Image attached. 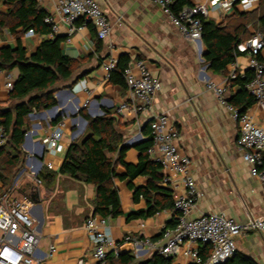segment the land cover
I'll list each match as a JSON object with an SVG mask.
<instances>
[{"label": "crops", "instance_id": "1", "mask_svg": "<svg viewBox=\"0 0 264 264\" xmlns=\"http://www.w3.org/2000/svg\"><path fill=\"white\" fill-rule=\"evenodd\" d=\"M38 1L60 21L56 0ZM206 1L192 0V4ZM98 2L113 24L108 39H99L94 25L82 20L78 21V28L70 41H67L68 27L62 22L59 32L54 36L26 32L21 37L27 56L34 54L46 37L56 39L57 36L63 38L61 47L65 55L72 58L93 55L83 64L73 84L62 86L55 93L57 103L54 109L34 111L29 115L28 138H25L22 146L24 161L6 184L0 180L1 192L6 190L15 199L31 196L38 189L39 202L34 201L31 214L41 235L39 250L45 256L43 264H78L80 259L93 263L92 241L84 224L93 215L95 186L67 176H60L54 189L50 190L37 182L38 174L44 167L48 168V163L54 165V169L50 170L58 171L70 143L86 135L88 121L85 114L95 118L105 115L107 110L112 112L115 126L125 133L124 144L128 149L124 162L134 166L140 160V145L149 138L150 116L168 114L179 130L182 151L192 159V174L201 193L191 216L223 213L241 224H246L252 217L264 216V186L252 176L251 167L238 146L239 122L227 106L219 101L216 93L208 88L209 82L224 86L226 77L209 69L203 57L206 49L203 41L200 46L198 40L185 37L163 10L149 0ZM259 3L251 10L241 11H253ZM7 9L4 0H0V14ZM226 16L213 12L207 18L220 23ZM98 40H101L99 51L96 44ZM16 45L17 40L7 28L0 32V47ZM123 55H128L131 62L144 60L160 81V90L151 113H136L131 108L121 110L124 103H130L128 89L110 83L103 63L110 57L118 62ZM260 58L264 62V50ZM234 68L238 69L242 77L250 70L246 53H240L235 62L228 65L227 71ZM10 73L15 83L19 69L15 68ZM6 77L7 72L0 69V103L9 105L10 91L5 85ZM240 90L239 85L227 88L225 98H230ZM248 111L264 129V105L255 102ZM58 117L61 120L55 122ZM62 122L65 123L63 150L54 153L48 148V137ZM109 155L115 161L117 176L113 183L119 192L123 210L122 215L108 222L111 235L119 250L132 251L136 263H142L154 251L147 244L136 251L127 237L140 242H164L162 229L173 218L174 210L168 208L152 217L139 213L136 216L138 211L146 210L148 204L143 197L135 201L131 186H146L148 178L142 175L131 178L125 165L118 161V155ZM160 173L163 175L162 169ZM160 185L166 186L163 182ZM58 194L64 195L63 203L67 212L48 215L47 208ZM51 245L55 246L52 254ZM237 251L253 258L258 264H264V233L252 229L244 231L237 239ZM173 259V264H191L183 250Z\"/></svg>", "mask_w": 264, "mask_h": 264}, {"label": "built area", "instance_id": "2", "mask_svg": "<svg viewBox=\"0 0 264 264\" xmlns=\"http://www.w3.org/2000/svg\"><path fill=\"white\" fill-rule=\"evenodd\" d=\"M149 1L159 6L173 25L193 41L202 38V17L207 18L213 12L226 16L236 9L248 11L260 2V0H208L187 6L175 15L171 8L172 0ZM56 11L60 21L51 13L45 17V23L51 26V36L59 32L62 22L68 27L67 41H70L80 20L84 23L91 22L99 39L104 40L111 36L113 24L98 0H56ZM120 20L122 21V18ZM33 32L28 31L30 34ZM237 49L240 53L248 55L250 69L254 72L246 88L254 96L256 103L264 105V62L260 58L264 50V34L256 32L249 39L239 43ZM103 65L110 76L117 66V60L110 57ZM238 76V69L234 68L229 72L224 86L209 82L208 88L216 93L219 101L227 106L239 122L238 146L244 160L251 167L252 176L258 178L264 186V129L249 111L239 115L225 98L227 88L231 87L230 80ZM124 78L130 103H124L121 110L131 108L136 113H151L161 85L147 63L144 60L131 62L124 70ZM6 80V88L11 91L14 80L10 72H7ZM148 123L152 137L148 154L160 164L163 184L172 189L173 207L177 215L174 227L164 226L162 229L164 242L156 243L151 240L140 242L127 237L136 251H140L143 244H147L150 250L172 258L183 250L191 264H223L237 252V239L244 231L252 229L264 233V216L252 217L246 224H241L223 213H203L192 217L191 213L201 193L192 174V159L181 149L179 130L166 113L151 115ZM64 126L65 123H60L48 137V148L54 153L63 150ZM7 140V132L0 125V146L5 145ZM47 166L54 169L52 163H48ZM37 182L41 183L39 179ZM33 205L34 200L30 195L15 199L11 198L9 193H5L0 198V264H43L45 261L44 254L39 250L41 235L31 214ZM108 222L109 219L92 215L84 224L92 241V264H106L108 254L119 251ZM205 245L212 248L211 255L206 260L200 254L201 246ZM54 251L55 246L51 245L50 253ZM78 264L89 263L80 259Z\"/></svg>", "mask_w": 264, "mask_h": 264}, {"label": "trees", "instance_id": "3", "mask_svg": "<svg viewBox=\"0 0 264 264\" xmlns=\"http://www.w3.org/2000/svg\"><path fill=\"white\" fill-rule=\"evenodd\" d=\"M7 11L0 14V32L7 28L17 40L15 47H0V69L11 72L19 69V76L9 93L11 103H0V125L7 132L8 140L0 146V180L5 184L7 179H12L14 171L23 163L25 153L22 146L29 129L28 117L34 111L47 110L56 105L55 93L62 86H71L83 64L88 58H72L63 53L61 43L63 38L55 39L46 37L38 50L27 56V49L21 43V37L28 31L48 36L51 26L45 23L49 14L38 0H4ZM192 5V0H172L171 8L178 15L185 7ZM202 41L205 46L204 59L209 64V69L216 74L229 77L227 67L235 62L240 54L237 46L242 41L252 37L256 32L264 34V0L250 12L236 9L227 15L222 22L202 17ZM97 51L101 40L97 41ZM131 58L123 55L119 58L116 68L111 72L109 81L112 84L127 88L124 70L130 64ZM252 69L242 77L231 79V86L239 85L241 90L227 98V102L243 115L255 104L254 96L247 90L246 84L252 80ZM88 121V131L80 140H74L68 146L64 161L58 171L44 167L37 179L47 189H54L60 176H67L73 180L93 184L96 188V197L93 201V216L106 219H115L122 215L121 199L113 183L117 176L115 161L109 154H117L118 161L122 162L131 178L142 175L148 178V183L143 187H133L135 201L139 197L147 200V209L136 213L152 217L157 213L173 207L172 189L161 186L163 175L160 173V164L151 159L148 149L152 145L151 130L147 141L140 145L141 155L138 165L124 162V155L128 147L124 144L125 133L115 126V117L111 111L105 115L91 117L85 114ZM58 117L55 122H59ZM150 127V124L148 123ZM4 164H7L4 167ZM10 168V169H7ZM8 191L1 192L0 198ZM64 195L58 194L47 208V214H64L67 208L63 203ZM174 210L173 218L167 227L176 225ZM134 217V216H132ZM212 248L205 245L201 248L204 260L211 255ZM173 258L155 251L152 256L138 264H173ZM106 264H137L132 251H112L108 254ZM197 264V263H193ZM223 264H258L253 258L236 252L235 255Z\"/></svg>", "mask_w": 264, "mask_h": 264}, {"label": "water", "instance_id": "4", "mask_svg": "<svg viewBox=\"0 0 264 264\" xmlns=\"http://www.w3.org/2000/svg\"><path fill=\"white\" fill-rule=\"evenodd\" d=\"M56 39H59V37L57 36ZM198 42H199V44H200V46H201V45H202V38L199 39ZM54 108H55V107H53V109H54ZM59 114H60V113H59ZM27 138H28V133L26 134V139H27ZM31 197L33 198L34 201L39 202V191H38V189H37L34 193L31 194Z\"/></svg>", "mask_w": 264, "mask_h": 264}]
</instances>
